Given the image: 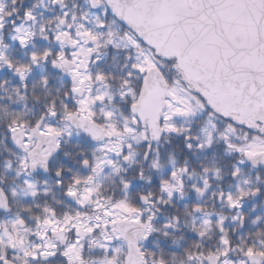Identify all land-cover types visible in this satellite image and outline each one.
I'll list each match as a JSON object with an SVG mask.
<instances>
[{
	"label": "snow or ice",
	"instance_id": "snow-or-ice-1",
	"mask_svg": "<svg viewBox=\"0 0 264 264\" xmlns=\"http://www.w3.org/2000/svg\"><path fill=\"white\" fill-rule=\"evenodd\" d=\"M0 264H264V0H0Z\"/></svg>",
	"mask_w": 264,
	"mask_h": 264
}]
</instances>
